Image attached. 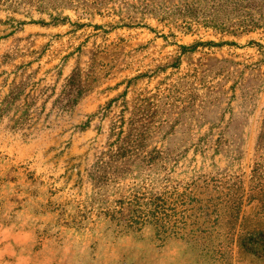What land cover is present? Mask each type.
<instances>
[{
	"label": "rangeland",
	"instance_id": "obj_1",
	"mask_svg": "<svg viewBox=\"0 0 264 264\" xmlns=\"http://www.w3.org/2000/svg\"><path fill=\"white\" fill-rule=\"evenodd\" d=\"M30 61L28 124L11 128L23 108L0 117V264H264L241 244L264 230L248 201L264 154V0H8L0 106ZM216 178L243 185L237 224L199 208ZM190 189L202 201L187 214L131 219Z\"/></svg>",
	"mask_w": 264,
	"mask_h": 264
},
{
	"label": "trees",
	"instance_id": "obj_2",
	"mask_svg": "<svg viewBox=\"0 0 264 264\" xmlns=\"http://www.w3.org/2000/svg\"><path fill=\"white\" fill-rule=\"evenodd\" d=\"M8 0H0V4L6 2ZM7 57L3 56L1 62L7 61ZM30 62L24 65H16V68L12 70L13 78L8 81V77L3 81V86L6 87L7 91L4 92L1 100L0 106V117L8 116L7 114L11 109L15 108L17 111H22L21 115L16 114L15 116L10 115L9 119L13 120L16 125L11 128H19L20 126L28 124V120L31 118V109L33 106L34 96L30 94H26L27 89L30 91H34L36 89V83L33 81L34 74L28 73L26 74L25 68L30 64ZM23 64V63H22ZM27 65L25 68L24 66ZM20 68H23V71H20ZM77 73L74 72L69 78V84H75V78ZM9 76V75H8ZM77 87L74 91V97L70 102L77 103L79 98L83 94V87L81 86V81L76 83ZM24 99L23 103L19 102ZM260 144L264 146V131L260 137ZM216 184L214 190L217 191L218 196H215L211 199L208 204L199 205V208L203 211H206L210 214H219L221 211V206L225 207V212L228 215V220L235 222L236 224L240 221L242 215V208L244 205V196L245 190L243 189V185L235 187L234 185H229L228 191H224L221 188V182L223 180L213 179ZM202 199L195 195H191V189L189 191L181 192L177 194L176 199L173 202H167L164 198L158 196L153 198L150 201V206L147 208L140 207L137 211H134L131 215V219H133L134 223H145L150 222L152 220L163 222L168 221V218L171 214H176L178 211L181 215L187 214L188 210H194V207H189L190 204L201 203ZM248 201L250 204L255 205L252 209L251 213H255L258 215L259 213L264 218V154H261L259 159L255 161V166L252 170L251 174V183L249 187L248 193ZM138 205V202L136 203ZM178 210V211H177ZM171 211L173 213H171ZM185 212V213H183ZM249 216H243L242 221L243 227H245L246 221ZM219 217L217 216V219ZM164 219V220H163ZM243 247L247 250L252 247H257L258 249L264 250V230L260 229L258 231H253L252 235L247 236L242 240Z\"/></svg>",
	"mask_w": 264,
	"mask_h": 264
}]
</instances>
